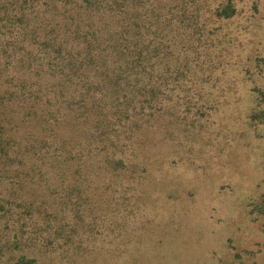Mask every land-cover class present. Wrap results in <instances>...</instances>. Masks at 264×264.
I'll use <instances>...</instances> for the list:
<instances>
[{
	"label": "rangeland",
	"instance_id": "1",
	"mask_svg": "<svg viewBox=\"0 0 264 264\" xmlns=\"http://www.w3.org/2000/svg\"><path fill=\"white\" fill-rule=\"evenodd\" d=\"M239 7L210 33V66L168 53L177 78L162 86L169 109L143 131H122L133 167L123 209L109 189L102 207L83 203V219L69 213L74 230L60 235L51 185L41 183L42 197L36 176L23 186L0 169V264L21 255L34 264H264V214L254 209L264 198V122L250 117L264 90V0ZM175 109L179 122L168 124Z\"/></svg>",
	"mask_w": 264,
	"mask_h": 264
},
{
	"label": "trees",
	"instance_id": "2",
	"mask_svg": "<svg viewBox=\"0 0 264 264\" xmlns=\"http://www.w3.org/2000/svg\"><path fill=\"white\" fill-rule=\"evenodd\" d=\"M241 1L0 0V169L23 186L36 176L32 187L42 197L41 183L51 185L64 220L57 234L73 229L69 213L84 218L87 200L91 211L102 207L109 189L124 208L132 187L122 180L133 167L122 131H143L151 115L169 109L162 86L177 78L168 53L181 49L186 64L210 66V33ZM256 96L260 107L250 117L264 122V90ZM179 112L170 111L167 123L179 122ZM254 209L264 214V198Z\"/></svg>",
	"mask_w": 264,
	"mask_h": 264
}]
</instances>
